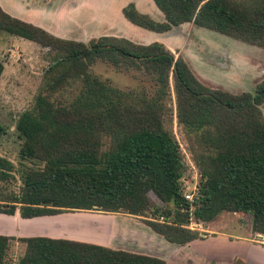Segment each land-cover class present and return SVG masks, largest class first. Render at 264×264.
<instances>
[{
    "label": "trees",
    "instance_id": "obj_1",
    "mask_svg": "<svg viewBox=\"0 0 264 264\" xmlns=\"http://www.w3.org/2000/svg\"><path fill=\"white\" fill-rule=\"evenodd\" d=\"M153 2L162 21L133 2L122 14L149 31L164 33L191 22L264 48V0ZM2 33L49 48V62L32 108L16 123L18 163L0 154V213L18 212L24 219L72 211L136 217L148 210L151 219L141 222L168 242L185 245L201 238L188 225L191 217L206 224L231 212L249 215L250 230L264 239V78L252 92L210 88L161 42L140 44L113 35L87 43L63 39L0 6ZM96 61L141 73L154 93L122 90L92 76ZM3 70L0 61V77ZM77 81L81 87L70 101L55 97ZM171 83L176 121L199 173L192 201L183 195L188 166L170 129ZM5 133L0 123V137ZM151 194L164 209L151 206ZM15 241L24 245L16 258ZM0 264L167 263L76 239L0 234Z\"/></svg>",
    "mask_w": 264,
    "mask_h": 264
},
{
    "label": "rangeland",
    "instance_id": "obj_2",
    "mask_svg": "<svg viewBox=\"0 0 264 264\" xmlns=\"http://www.w3.org/2000/svg\"><path fill=\"white\" fill-rule=\"evenodd\" d=\"M83 1L89 3L96 0ZM120 2L121 0H113L110 3L111 9H115ZM91 8H97V11L101 12V18H103V7L93 5ZM87 11V8L83 11L85 17H88ZM80 12H77V16H79ZM159 14L161 13L159 12ZM99 15L100 13L97 12L92 13V16L96 18ZM151 17L155 21H160L153 16ZM63 25H66V23H63ZM132 25L130 26L132 27ZM86 26L89 25L87 24ZM133 26L138 27L136 25ZM65 30L67 31L66 34L74 35L83 40L81 42L84 43L95 37L87 36L96 33L95 26L86 27L85 30L83 28L75 31L71 28ZM126 33L133 35L136 31L128 27ZM165 38L167 40L165 46L175 56H181L196 77L207 87L228 91L233 94L252 92L255 85L264 78V48L262 47L244 43L213 30L197 27L191 22L174 26L171 30L166 31L164 37L163 34L156 33L151 42L162 41ZM48 53L49 48L43 47L38 43L7 33L0 34V61L4 65V70L0 77V123L6 128V133L0 137V154L13 161L14 164L18 163L17 152L21 142L17 136L16 123L20 114L32 108L34 104V97L42 85L43 73L48 66ZM89 72L92 76L122 90L146 89L150 95L154 93V88L150 81L144 80L141 73L133 70H116L102 61H96L89 68ZM80 87L81 85L78 81L71 82L66 89L56 94L55 97L62 102H68L78 93ZM168 105L173 108L170 129L180 144L188 166L183 176L185 179L183 183L188 186L186 189H189V186L190 188L197 186L199 173L188 150L186 138L176 121L172 83L170 95L168 96ZM261 110L264 117V103L261 105ZM150 204L153 207L165 208V205L159 202L153 194L150 195ZM57 218L58 221L50 222L48 226L55 224L58 229L63 230L62 234L76 240L96 243L113 249L128 250L125 247L126 243L132 242L130 241L131 237L135 238L133 235H136L140 240L155 244L151 238L152 236H149V233H155L148 226L144 224H137V227L131 225V223L141 222V219H151L148 210L136 217L124 213L72 211L63 212ZM37 222L39 220H29L24 223V227L39 230L41 225ZM210 223L211 228L217 231L237 230L243 232L246 229H250V216L222 212ZM188 225L192 229L207 234L204 230L207 223L198 222L191 217ZM127 228H131V232H129L133 233V235L127 236L128 238L126 239L122 232H125ZM72 235L90 239L91 241L74 238ZM13 243L11 255L16 258L22 255L24 245L20 248V245H15L16 242ZM163 251L171 253L173 250L167 248ZM175 256H177L176 259L180 260L179 253Z\"/></svg>",
    "mask_w": 264,
    "mask_h": 264
},
{
    "label": "crops",
    "instance_id": "obj_3",
    "mask_svg": "<svg viewBox=\"0 0 264 264\" xmlns=\"http://www.w3.org/2000/svg\"><path fill=\"white\" fill-rule=\"evenodd\" d=\"M112 1L96 0L95 2L90 1L87 3L83 0H0V6L10 15L37 25L63 39L83 41L74 35L66 34L67 31L65 29L71 28L75 31L95 26L96 33H92L87 37L113 35L127 38L135 43H151L152 38L158 32L133 26L132 23L124 18L122 8L127 3L133 2L140 12L162 21L164 16L156 7L153 0H121L115 9L112 8L113 11L110 5ZM93 5L103 7V18H101V12H98L97 8H91ZM85 8L88 9V13L86 12L88 17H85L83 14ZM78 11H81L79 16H77ZM93 12L100 13V15L96 18L94 17L95 15L92 16ZM63 23H66V25H63ZM87 24L89 26H86ZM127 26L136 31V35H128L126 33ZM165 33L159 34H163L164 37ZM166 41L165 38L158 42L166 45ZM60 215L24 219L19 216L18 212L14 215L0 213V234L15 238L47 236L73 239L62 234L63 230L58 229L57 225L48 226V223L58 221L57 217ZM29 220H39L37 223L41 225V228L39 230L25 228L24 223ZM137 224L144 223H131L135 227H137ZM130 229L127 228L125 232H122L123 236H126V239L133 235V233H130ZM204 230L207 234L201 233V238H197L185 245L168 242L161 235L157 236L159 234L153 231L155 234L149 233V236H152L151 238L155 244L147 243L145 240H140L139 237L133 235L135 238L131 237L130 241L132 242H127L125 247L128 249L126 251L158 257L163 259L167 264H264V239L259 233H253L250 229H246L243 232L237 230L217 231L211 228L210 222L207 223ZM15 242V245H18V242ZM167 248L173 251L171 253L164 252L163 250ZM178 253L180 260L176 259L177 256H175Z\"/></svg>",
    "mask_w": 264,
    "mask_h": 264
},
{
    "label": "built area",
    "instance_id": "obj_4",
    "mask_svg": "<svg viewBox=\"0 0 264 264\" xmlns=\"http://www.w3.org/2000/svg\"><path fill=\"white\" fill-rule=\"evenodd\" d=\"M185 179L183 178V181H184ZM186 187H188V186H186V185H184V192H183V195H184V198L186 199V200H189V201H192V199H193V197H194V194H195V192H196V186H193L192 188H190V186H189V189H186Z\"/></svg>",
    "mask_w": 264,
    "mask_h": 264
}]
</instances>
